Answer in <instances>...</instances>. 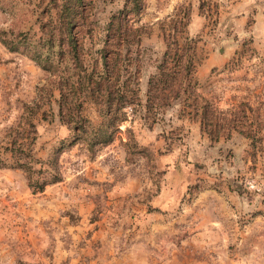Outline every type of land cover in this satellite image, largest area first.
<instances>
[{
    "label": "rangeland",
    "instance_id": "rangeland-1",
    "mask_svg": "<svg viewBox=\"0 0 264 264\" xmlns=\"http://www.w3.org/2000/svg\"><path fill=\"white\" fill-rule=\"evenodd\" d=\"M41 1L0 0V264H264V0H184L161 16L174 54L193 7L241 46L218 80L246 85L238 105L207 109L195 130L155 105L168 97L157 82L178 75L109 102L77 81L94 62L74 58V34L114 38L151 0L138 15L129 0H82L73 42L57 30L50 48Z\"/></svg>",
    "mask_w": 264,
    "mask_h": 264
},
{
    "label": "crops",
    "instance_id": "crops-1",
    "mask_svg": "<svg viewBox=\"0 0 264 264\" xmlns=\"http://www.w3.org/2000/svg\"><path fill=\"white\" fill-rule=\"evenodd\" d=\"M180 1L184 2L151 0L146 12L131 20L130 26L117 22L118 32L114 38L100 40L91 33L77 38L76 33L75 44L71 47L77 51V56L82 50L84 64L87 58L92 57L94 64L86 66V71L92 72L94 77L89 86L94 88L93 85L97 83L100 91L110 95L134 91L141 96L142 91L149 90L150 77L178 75L176 85L157 82V90L164 92V96L168 93V97H165V103L157 102L155 105L163 108L160 110L165 111V115L168 111V116H175L177 123L195 130L196 127L200 129L205 121L207 109L235 108L239 103L236 99L238 92L246 85L238 81H218L238 59L241 46L237 42L230 46L227 40L218 38L215 29L207 25L195 7L190 9L187 31L181 34L177 31L175 38H172L177 52H170L168 17H165L164 23L160 18ZM80 26L77 25L75 31ZM171 28L173 32V26ZM194 35L197 36L192 49L183 51ZM100 44L104 47L103 51L96 49ZM232 56L235 57L228 64ZM190 66L192 71H189ZM232 73H235L234 78H239V70L235 69ZM249 116L245 115V118Z\"/></svg>",
    "mask_w": 264,
    "mask_h": 264
},
{
    "label": "trees",
    "instance_id": "trees-1",
    "mask_svg": "<svg viewBox=\"0 0 264 264\" xmlns=\"http://www.w3.org/2000/svg\"><path fill=\"white\" fill-rule=\"evenodd\" d=\"M39 1L42 2L41 0ZM126 1L128 0H125V2ZM128 2L131 7L127 9L134 15H138L140 13L141 6H144L142 0H129ZM48 3L51 7L55 9V22L53 23L51 15L49 14L50 6L45 7V11L43 10V12L44 14L48 15V21L45 24H42L41 28L43 29L45 26L47 27L46 29L42 30V32H44V35H46V37L43 38H46L45 43L47 44V47L50 48L52 46L53 38L57 37V30L59 32V36L57 38H68L70 42H73V27L76 25L78 18L77 6L81 5L82 0H48ZM2 42L5 46L8 47L9 50L15 49L13 43H10L6 40H3ZM60 42H62L61 39ZM31 58L34 62H36L38 65L42 66L45 69L52 68L53 72H56L58 70L59 66L53 64L49 57L41 58L39 54H36ZM74 58L78 59L79 57L77 56V54H74ZM91 80L92 75L86 74L84 76H79L77 81H79V85H81L82 83L84 84ZM93 86L94 88H90L91 92H93L95 89L99 91V86L97 83ZM115 96L117 97V99L122 98L120 92H116ZM106 98L109 102L111 98L110 93H107ZM29 185L33 187V189H35V187L42 188V184L38 186L35 182H31V180L29 182Z\"/></svg>",
    "mask_w": 264,
    "mask_h": 264
},
{
    "label": "built area",
    "instance_id": "built-area-1",
    "mask_svg": "<svg viewBox=\"0 0 264 264\" xmlns=\"http://www.w3.org/2000/svg\"><path fill=\"white\" fill-rule=\"evenodd\" d=\"M236 60H235V62H236ZM189 71H192V66H190ZM246 183H247L246 184L247 188L251 191L259 192L262 190V184H259V182H255L254 180H248Z\"/></svg>",
    "mask_w": 264,
    "mask_h": 264
}]
</instances>
